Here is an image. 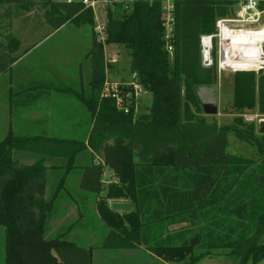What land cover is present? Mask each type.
<instances>
[{
	"label": "trees",
	"instance_id": "obj_1",
	"mask_svg": "<svg viewBox=\"0 0 264 264\" xmlns=\"http://www.w3.org/2000/svg\"><path fill=\"white\" fill-rule=\"evenodd\" d=\"M163 2L136 0L128 8L120 3L106 7L104 39H97L94 31L88 52L92 72L86 105L93 125L87 145L77 139L10 132L0 141L5 264H92L91 247L62 235L45 236L54 208L46 197L50 166L44 158L33 163L14 158L15 150H31L69 154L73 161L87 147L94 161L85 168L80 187L95 194L99 217L109 228L103 248L142 249L162 262L151 264H194L219 249L235 255L238 264H245L250 255L255 262L264 258V134L244 117L264 114V68L235 73L230 124L208 121L197 87L216 83L219 73L216 65L202 62L201 36L214 33L218 19L235 13V0H172L168 37ZM13 6L43 13L56 29L69 20L95 26L93 10L81 3L0 0V75L12 67L20 49L10 31ZM259 9L264 10V0ZM105 43L127 50L138 83L152 93L146 112L125 114L113 99H101L108 65ZM229 133L253 145L254 155L232 153ZM105 167L112 172L106 185ZM109 199L126 200L132 209L112 210Z\"/></svg>",
	"mask_w": 264,
	"mask_h": 264
},
{
	"label": "rangeland",
	"instance_id": "obj_2",
	"mask_svg": "<svg viewBox=\"0 0 264 264\" xmlns=\"http://www.w3.org/2000/svg\"><path fill=\"white\" fill-rule=\"evenodd\" d=\"M52 1L65 2L67 0ZM236 3L237 9H234L236 10L235 13L240 11L238 1H236ZM52 7L53 6L49 8V11L54 10ZM13 8L15 7L13 6ZM16 8L13 9V18L20 17L22 15V9L18 10L19 7ZM260 11V19L255 22V25L249 24L250 26H246L247 28H259L264 24V12L263 10ZM27 12L33 13L23 20H13V18L11 19L12 27L10 31L13 33V35H15V37L21 40V51H24L31 44L41 40L47 32L56 29L52 23L47 21L43 13H38L36 10ZM22 13H24V10ZM93 13L95 25H104L106 22L105 5L97 4L93 8ZM55 15L58 16L61 15V13L57 12ZM7 23L8 21H5L3 22V25ZM62 28L63 29L61 31L58 32L57 30L48 37L49 39L47 41L37 46V50L28 56L26 61L19 64L16 68L3 72V74L0 75V86L5 82V80H8L9 76H15V79L17 80L22 79L23 83L25 82L24 85L26 86L28 81H33V84H35L36 81L53 80V78H56L55 84L58 85L57 87L60 90L65 89V91H67L66 88L69 87L73 89L80 88L79 79L81 76L83 78L87 77V75H83V71L79 72L78 68L79 65L83 63V68L85 66V69H87L88 63L86 61L85 54L89 52L92 45V26L89 24H82L78 26L75 22L69 20L63 25ZM75 28H78L79 30L75 31ZM262 41L263 39L259 40V42ZM261 46L264 47V43H261ZM104 48L106 57L108 58V73L107 79L105 80L104 86L102 88L101 99H113L115 101L116 109L125 114H129L131 111L134 113V115H139L146 112L152 104V93L143 87V85L138 83L135 74L130 68L129 57L126 52L127 50L121 44L105 43ZM229 67L232 70L245 68L236 67L234 64H229ZM260 69L257 68L254 69V71L256 72L257 70L258 72ZM27 70L31 71L28 76L25 74ZM231 71H227L225 73V81H223L221 77H218L217 82L210 85L209 88L214 87L218 93L214 91L213 94H207L208 96H206L207 99H210L209 101L213 99L218 101L217 108L219 110V114H204L208 121H215L219 125L230 124L233 121L235 115V112L232 109L234 91L231 87V83L228 81V79L233 78L232 74L235 71ZM85 83H82V90L83 92H87L88 95L91 92V87L90 85L89 87L84 85ZM34 90H36V87H34ZM10 91H13L14 95L16 94L13 89ZM249 116L251 118L250 120L247 119ZM244 117L247 121H255L257 123L258 118L264 117V114H259L258 112L256 114V112H253L245 114ZM3 128V124H0V141L8 134V132H5ZM21 135L31 137L59 136L63 138H75L77 140L83 141L84 143L87 142V134L85 133L52 135L44 132L34 131L23 133ZM89 149L90 148L87 147L80 151L73 161H70V157H68L69 154L62 156L60 154L54 153H37L31 150H15L14 158L15 160H19L20 162L24 163H33L44 158L46 163H49L45 165L50 166L46 173L47 187L49 191L52 193L58 191L61 197L59 201L67 198L73 201L74 197L71 196H74V193L71 190L66 189H72L76 193H79L78 190H83L80 187L82 174L85 168L91 165L94 161L92 158L93 154L91 149ZM228 149L235 154H245L252 156L255 153V147L253 145L239 141L233 133H229ZM111 177L112 173L110 169L105 167L103 174L104 185L108 184ZM105 193L106 190L103 191L104 195ZM88 200L89 202L87 201V205L83 203L79 205L77 203L72 204L74 207H77V214L74 211V215L69 214L65 217L67 224L69 225L71 223L73 228L68 234H63V237L66 239H72L82 246L91 247L93 252V264H124L119 256H116L117 261H115L114 258L115 255L125 252L123 249H108L102 247V242L104 241L109 228L100 219L97 212V207L96 210L92 208V196H90ZM59 212L61 215H63L66 212V209L62 207L59 209ZM51 223L53 227H57L54 222ZM67 224L63 225V227L60 229L68 231ZM60 233L61 232H54V234L47 237H57L60 235ZM76 234H78L77 239L73 238V236L76 237ZM262 241L264 242V235L262 237ZM198 253V250L194 251L195 255ZM166 263L179 264L173 261ZM0 264H5V229L2 225H0ZM194 264H238V259L235 255L228 254L224 249H219L215 251L213 255H204ZM245 264H264V258L258 262H255L252 255H250Z\"/></svg>",
	"mask_w": 264,
	"mask_h": 264
},
{
	"label": "crops",
	"instance_id": "obj_3",
	"mask_svg": "<svg viewBox=\"0 0 264 264\" xmlns=\"http://www.w3.org/2000/svg\"><path fill=\"white\" fill-rule=\"evenodd\" d=\"M233 7L234 9H237V4H234ZM22 12L23 10L21 11L22 15L20 17H14L13 20L14 19L23 20L24 18L30 16V14L33 13V12H27L26 10H24V13ZM228 17H234V14ZM250 25H255V24H250ZM250 25L245 24L244 26H250ZM62 27L47 32L41 40L31 44L24 51H21L22 43L21 40L18 38L20 41V49L16 53L18 59L13 63L12 68L10 69L16 68L19 64L26 61L28 56H30L35 50H37L36 49L37 46L47 41L49 39L48 37L51 36L57 30L58 32L61 31L63 29ZM78 30H79L78 28H75V31ZM91 31H92L91 36L93 39L94 28L93 29L91 28ZM104 52H105V48H104ZM105 57H106V53H105ZM85 58L88 63L87 69H85V66L83 68V63L79 65L78 69L79 72L83 71L84 72L83 75L86 74L87 77L82 78L81 76V78L79 79L80 88L78 89H73L69 87L66 88L67 91H65V89L60 90L57 87L58 85L55 84L56 78H53V80L36 81L35 84H33V81H28L26 86L24 85L25 82L23 83L21 77H20L21 80H17L15 79V76H9L8 80H5V82L2 83V85L0 86V124L1 125L3 124L4 127L3 130L5 132L8 133L10 132L14 135H19V136H25L21 134L27 132H34V131L44 132L52 135L66 134V133L68 134L85 133L87 134L86 138H88V134L90 133V130L93 125V118L90 115V112L88 111V107L86 105V101H88L89 94L87 95V92L85 91L83 92L82 90V86H83L82 83L86 82L84 85H87L89 87L91 81L92 69H91L90 55L88 52L85 54ZM170 59L171 60L173 59V55H171ZM215 60H216L215 62L216 67L219 73V78L221 77V79L225 81L224 78L226 76L225 73L227 71H231L232 69L230 67L222 68V69L219 68L220 60L218 58V54L216 55ZM106 62L108 64L107 57H106ZM27 71L25 73L27 74L26 76H28L29 73H31L30 70ZM106 71L108 73V65ZM232 71H235L232 74L233 78L228 79V81L229 83H231L232 85L231 87L234 91V75L236 72L239 71L236 70H232ZM106 79H107V75H106ZM205 86L201 85L197 87V93L201 101L207 103H214L217 105L218 101H216L215 99L209 101L210 99H207L206 97L208 96L207 94H213V92L214 91L217 92V90L214 87L209 88L210 85H205ZM34 87H36V90H34ZM12 89L14 90V92H16L15 95L13 91H10ZM216 114L217 115L219 114V110H217ZM26 137H31V136H26ZM66 139H75V138L67 137ZM85 144L87 145V142ZM76 156L77 155H75V157ZM45 164H49V163H46L45 161ZM66 190H71L74 193V196H71L74 197L73 201L68 198L59 201L61 197L58 191L52 193L51 191H49L48 187H46V197L54 201V208L50 212L45 226L46 237L51 236L52 234H54V232H61L60 235L63 236V234H68L71 231L73 226H71L72 225L71 223L69 225L67 224V221H65V217L68 216L69 214L74 215L73 214L74 211L77 214V207H74L72 205L73 203H77L78 205L83 203L87 205V201L89 202L88 198L92 196L91 206L94 210H96L95 194L90 192H85L83 190H78L79 193L74 192L72 189H66ZM115 201L127 202L126 200L123 199H110L109 203L111 204L112 202ZM62 207L66 209V212L63 215H61V213L59 212V209H61ZM51 222H54L57 225V227H53ZM65 224L68 225L67 227L68 231H65L64 229H60ZM77 236L78 234H76V237L73 236V238L77 239ZM47 238H53V237H47ZM67 240L76 242L72 239H67ZM124 251L125 252H122L114 256L115 261H117L116 256H119L124 262V264H151L159 260L155 255H151L149 252L142 249H131ZM135 251H140V252H135Z\"/></svg>",
	"mask_w": 264,
	"mask_h": 264
},
{
	"label": "built area",
	"instance_id": "obj_4",
	"mask_svg": "<svg viewBox=\"0 0 264 264\" xmlns=\"http://www.w3.org/2000/svg\"><path fill=\"white\" fill-rule=\"evenodd\" d=\"M68 2H76L83 4L86 8H93L97 4H104L105 9L109 5L114 3H120L125 8H128L136 0H67ZM163 19L166 37L172 32L173 26V3L172 0H163ZM238 1L240 11L234 13V17H224L216 21V31L214 33L203 34L201 36V49H202V62L205 66L209 67L216 65L215 57L218 54L219 68H227L229 64L226 63V53L229 50L230 53L235 52V49L231 46V37L234 32H242L247 29L245 24H256L255 22L260 19L261 11L259 4L261 0H235ZM237 4V3H236ZM105 24L95 25L94 31L97 35V39L103 40L105 36ZM264 43V40L262 41ZM231 44V45H228ZM242 48V46H241ZM169 55H173V49L171 46L167 48ZM262 63L260 68L264 67V47H262V54L260 55ZM258 68V69H260ZM257 69V68H256ZM236 71H254L253 68L249 69H235ZM257 72V70H256ZM247 119H251L250 116Z\"/></svg>",
	"mask_w": 264,
	"mask_h": 264
},
{
	"label": "bare ground",
	"instance_id": "obj_5",
	"mask_svg": "<svg viewBox=\"0 0 264 264\" xmlns=\"http://www.w3.org/2000/svg\"><path fill=\"white\" fill-rule=\"evenodd\" d=\"M234 33L231 37L232 45H228H231L235 52L230 53L229 50L227 51L226 63L234 64L236 67H245L240 69L260 68L263 61L260 57L262 42H259V40H264V24L259 28H247L242 32L237 31Z\"/></svg>",
	"mask_w": 264,
	"mask_h": 264
},
{
	"label": "water",
	"instance_id": "obj_6",
	"mask_svg": "<svg viewBox=\"0 0 264 264\" xmlns=\"http://www.w3.org/2000/svg\"><path fill=\"white\" fill-rule=\"evenodd\" d=\"M51 1V0H50ZM203 110L206 114H216L217 113V105L214 103L202 102ZM257 132L264 134V117H260L256 123ZM112 210L117 211H130L132 209V205L129 202L115 201L111 203Z\"/></svg>",
	"mask_w": 264,
	"mask_h": 264
}]
</instances>
